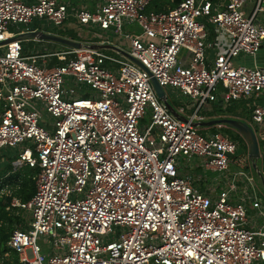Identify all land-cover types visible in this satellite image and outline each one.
Segmentation results:
<instances>
[{
  "label": "built area",
  "instance_id": "1",
  "mask_svg": "<svg viewBox=\"0 0 264 264\" xmlns=\"http://www.w3.org/2000/svg\"><path fill=\"white\" fill-rule=\"evenodd\" d=\"M97 1L89 11L0 0V158L13 172L39 169L30 201L11 200L29 218L11 233L0 264L13 254L18 264H264V197L248 153L222 125L212 133L193 126L206 106L250 101L249 126L264 148V69L233 61L264 49V0H227L223 9L182 0L158 13L146 12L151 0ZM125 24L139 33L123 34ZM9 26L18 29L9 34ZM208 26L226 41L212 59ZM30 31H70L83 48L25 55L24 41L9 40ZM108 31L127 40L142 69L85 44ZM52 57L62 65L48 68ZM150 78L166 101L169 91L180 99L177 117ZM193 157L214 174L205 191L179 174L180 161Z\"/></svg>",
  "mask_w": 264,
  "mask_h": 264
},
{
  "label": "crops",
  "instance_id": "2",
  "mask_svg": "<svg viewBox=\"0 0 264 264\" xmlns=\"http://www.w3.org/2000/svg\"><path fill=\"white\" fill-rule=\"evenodd\" d=\"M59 1V0H57ZM214 3H216V6L223 9L225 7V4L227 3V0H212ZM59 2H64L59 1ZM97 2V0H93V3ZM69 3V2H67ZM71 5V3H69ZM95 4V3H94ZM97 5V4H96ZM95 5V7H96ZM73 6V5H71ZM84 6V5H82ZM94 7V8H95ZM94 8L92 10H94ZM249 7L246 8V10H248ZM169 10V9H168ZM208 31H209V35H208V44H209V49L207 50V56L208 58L212 59L215 55L217 54H222L225 49H226V41L225 38L223 37V35L221 34H217L214 29L211 26H208ZM139 33V29L137 26L135 25H127L125 24L123 27V34H128L130 36H136ZM74 35L73 32L70 31H64L62 34V38L65 39H70L68 36L69 35ZM76 37V35H75ZM89 39L85 40V44H89L92 46H96L100 50V52L106 54V55H110V56H115L117 54H119L120 56H122L120 53H118L117 51L113 50L112 48H115L116 50H119L120 52L126 53L129 52V46H128V42L127 40H124L122 38V36H119L117 34H114L113 31H108L106 33L100 34H91L89 37ZM76 42H81V40H79L76 37V40H73ZM41 42H47L48 41H39V42H33V41H24L22 46H23V52L25 55H36V56H42L45 55L49 52H63L65 49L62 50H57V49H52L49 48L47 43H41ZM25 43H31L32 46L30 49H28V47L26 46ZM103 43V44H101ZM65 48V47H64ZM29 50V51H28ZM123 57V56H122ZM242 58H249L246 56H242L240 57L237 62L242 59ZM252 61V64L249 65L247 68H262L264 69V49L260 50L255 56L249 58ZM49 65L47 66L48 68H52L56 65H53L54 61H57V59L55 57L52 58H47L45 60ZM235 65V64H234ZM238 65V64H237ZM236 65V66H237ZM168 97H167V103L169 104V106L173 109V111L176 110L177 107H179L182 103L180 102L179 98H175L174 94L169 91L168 92ZM242 107L241 108H247V112L243 111L242 109L236 107V106H223L220 103L218 105H209L206 106L201 112L198 113V116L200 118H202V122H209L212 120H216V119H232V120H238L240 122H244L246 124H250V117H251V112H252V104L250 103V101H244L242 102ZM258 104L261 105L262 104V99L258 100ZM229 111L226 115L222 116V112H226ZM187 115L186 116H190L193 113L192 109H187L186 110ZM217 113H221L220 115H217ZM248 113V114H247ZM239 114L241 118H237L235 115ZM224 127V130L229 129L228 127L222 125ZM216 126H212V127H201V133H212L214 132ZM245 144V142H244ZM246 145V144H245ZM242 151L247 152V146L246 149H242ZM259 154H260V158L258 160V163H260L261 167H260V172L263 176L264 179V148L259 147ZM188 161L191 163L190 165H188ZM185 161L183 160L184 164L179 167L178 171L180 175H184V176H188L192 179L193 181V185L202 191L207 190L208 188H210V186L212 185V181H213V177L214 174H212L211 172H206L201 164V160L199 158L193 157L190 160ZM259 168V167H258ZM255 176V175H254ZM255 178V177H254Z\"/></svg>",
  "mask_w": 264,
  "mask_h": 264
},
{
  "label": "trees",
  "instance_id": "3",
  "mask_svg": "<svg viewBox=\"0 0 264 264\" xmlns=\"http://www.w3.org/2000/svg\"><path fill=\"white\" fill-rule=\"evenodd\" d=\"M182 0H151L146 8V12H165L168 9L175 8ZM63 33L60 35L62 36ZM72 40H76L75 34L68 36ZM53 65H62L58 61H54ZM232 141L238 143L241 149H246L243 138H241L236 132L232 133L230 129L223 130ZM7 171L6 175L7 181L5 185L10 190V194L0 195V255L8 252L6 243L11 235V233L19 229H26L28 219L21 216L16 209L10 208V203L12 198H17L21 202L26 203L35 194V177L37 176L39 169L22 167L19 171L13 172L12 166L10 165L11 160L7 159ZM258 164V161L256 162ZM1 177V176H0ZM1 179V178H0ZM4 179V178H2ZM4 184L0 183V190ZM17 212V213H15ZM14 261L16 255L13 254ZM17 260V259H16Z\"/></svg>",
  "mask_w": 264,
  "mask_h": 264
},
{
  "label": "water",
  "instance_id": "4",
  "mask_svg": "<svg viewBox=\"0 0 264 264\" xmlns=\"http://www.w3.org/2000/svg\"><path fill=\"white\" fill-rule=\"evenodd\" d=\"M31 39H40L41 41L54 42V43L60 44L61 46H64L65 48H70V49H75V50H79L83 48L82 44L78 42H74L72 40L65 39V38L58 37V36L43 34V33H40V31H36V32L30 31L25 34H20L10 39L9 41H25V40H31ZM92 48L96 50L99 49L96 46H92ZM112 49L117 51L122 56H124L125 58L130 60L132 63L136 64L137 66L141 68L139 63L135 59L130 57L128 54L120 52L119 50H116L115 48H112ZM150 83H151L152 89L155 92L157 98L165 104L166 108L172 115L177 117L173 109L169 106V104L166 101L164 90L158 85V83L156 82L154 78H150ZM216 125H224L232 129L233 131H235L241 138H243L247 146L248 159L251 162L252 171L256 175V177H258L261 180V184L264 187V179L256 163L260 158V154H259V146H258L257 138H256V135L253 129L244 122H240L238 120H232V119H216V120H212L209 122L193 124V126L195 127H212Z\"/></svg>",
  "mask_w": 264,
  "mask_h": 264
},
{
  "label": "rangeland",
  "instance_id": "5",
  "mask_svg": "<svg viewBox=\"0 0 264 264\" xmlns=\"http://www.w3.org/2000/svg\"><path fill=\"white\" fill-rule=\"evenodd\" d=\"M59 1H62V0H59ZM64 2H69V3H71V5H73V6H82V5H84V7H86V9H88L89 11H91L94 7H95V5L97 4V2H94L93 3V0H63ZM251 2H248L247 3V5H246V7H251ZM259 17H261V16H259ZM259 20H261V18H259ZM18 29V26H16V27H10L9 26V28H8V33L9 34H13V33H15L16 32V30ZM41 43H44V44H46L47 42H41ZM26 44V46L28 47V49H30L31 48V46H32V44L31 43H25ZM48 45H45V46H48L49 48H52V49H57V50H62V49H65L64 48V46H61L60 44H57V43H54V42H48L47 43ZM29 51V50H28ZM240 57H242V56H240ZM239 57V58H240ZM246 57H249V56H246ZM239 58H237V59H234L233 61H234V64L235 65H239V66H243V67H246V65H247V67L249 66V65H251L252 64V61H251V59H249V58H251V57H249V58H242V59H240L238 62H237V60L239 59ZM66 88H69V87H65V89ZM81 88L83 89V91L85 92V91H90L89 89H87L85 86H81ZM242 103H240L238 106H236V107H238V108H240V109H242L243 111H246L247 112V108H241L242 107ZM229 111H226V112H222L223 114H222V116H224V115H226L227 113H228ZM41 114H42V116L44 117V118H46V116H45V112L44 111H41ZM221 113H217V115H220ZM248 114V113H247ZM237 118H241L240 117V115L239 114H236L235 115ZM149 123V116L147 115L142 121H141V123H140V127L141 128H144L145 127V125H147ZM230 129V128H229ZM231 131H232V133H235V131H233L232 129H230ZM256 138H257V140H258V144L260 143V134H259V132L256 130ZM246 153V152H245ZM8 161H7V159H2V158H0V183H2V184H4V186L2 187V189L0 190V195H3V194H10V190L7 188V186L5 185V183H6V181H7V178H6V176L7 177H9L8 176V171H7V163ZM182 164H184V162H182V161H180ZM191 163L188 161V165H190ZM258 165V167H259V169H260V167H261V165H260V163H258L257 164ZM6 175V176H5ZM2 178H4V179H2ZM255 183H256V186H257V189H258V191H259V193L264 197V187L262 186V184H261V180L258 178V177H256V175H255ZM15 213H17V212H15ZM21 216H24L26 219H28L29 217H28V214L27 213H23V212H21V213H19ZM17 229H19V228H17ZM37 245L41 248V250H42V252L43 253H46L48 250H47V243L45 242V238H39L38 240H37ZM10 257L13 259L12 260V263H11V261H10V259H9V262H8V264H18L17 263V261H16V259H15V261H14V258H13V256L12 255H10Z\"/></svg>",
  "mask_w": 264,
  "mask_h": 264
}]
</instances>
